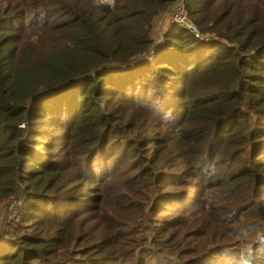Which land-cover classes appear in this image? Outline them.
<instances>
[{
    "label": "trees",
    "instance_id": "1",
    "mask_svg": "<svg viewBox=\"0 0 264 264\" xmlns=\"http://www.w3.org/2000/svg\"><path fill=\"white\" fill-rule=\"evenodd\" d=\"M177 1L0 0V210L24 192L0 264H160L92 218L141 184L173 194L160 184L178 175L208 194L249 187L238 214L257 209L245 236L264 245V0H180L199 35L171 24L156 46Z\"/></svg>",
    "mask_w": 264,
    "mask_h": 264
},
{
    "label": "rangeland",
    "instance_id": "2",
    "mask_svg": "<svg viewBox=\"0 0 264 264\" xmlns=\"http://www.w3.org/2000/svg\"><path fill=\"white\" fill-rule=\"evenodd\" d=\"M167 23H170L169 19ZM185 23L193 30H191L193 34L197 33L198 29L192 22L185 19ZM161 27L162 23L157 24L156 40L164 38L162 31L165 25ZM208 40L203 39L204 42ZM132 79V73L123 72L120 77L113 78L112 81L114 84L121 83L126 88L125 83ZM178 89L177 87L175 91ZM142 96V93H137V96H129V99L139 102ZM119 97V99H125L122 96ZM121 105L125 107L123 103ZM167 106L175 105L170 101ZM106 107L107 105L104 106L105 109ZM234 169L235 167L230 171L233 172ZM181 177L178 175L160 184L168 189H178L173 194H155L152 199H148L146 195L151 193L149 187L141 184L137 195L126 194L121 201H111L109 208L105 203L98 202L94 218H92L101 223L97 231L106 233L108 228L112 227L114 233H117L121 231V225H124L131 240L136 241L144 237L147 245L159 248L167 255L156 258L155 263L160 264L179 263L180 258L186 262L197 261L196 264H264V245L255 247L254 252L250 251L252 243L261 237V234L245 236L246 233L250 234L261 227L258 226L257 209L251 210L249 214L246 212L238 214L240 206L237 205L242 203L240 198L251 196L250 188L242 186L239 190L225 191L220 195L215 192L208 194L202 186L195 184L196 182L183 184L178 180ZM100 189H103V186L92 191L94 198L103 199ZM226 193L234 194L235 198L224 201L222 197ZM23 202L24 192L16 199L15 204L20 208ZM149 202L153 203V207H149ZM18 207L10 206L0 210V231L1 228L4 230L7 228V222L17 217L19 210L16 208ZM230 211L233 212L230 213ZM73 212L77 214L79 210L73 209ZM79 226L80 222L77 221L75 227ZM233 229L236 233L234 241L225 240L224 233ZM152 259H146L143 263ZM116 261L131 263L129 259L125 261L121 257H117Z\"/></svg>",
    "mask_w": 264,
    "mask_h": 264
},
{
    "label": "built area",
    "instance_id": "3",
    "mask_svg": "<svg viewBox=\"0 0 264 264\" xmlns=\"http://www.w3.org/2000/svg\"><path fill=\"white\" fill-rule=\"evenodd\" d=\"M177 2H178V4L177 5H174V7L171 9L170 13L166 15V19L162 20V22H161L162 25H164L165 23H167V20L169 19L170 24H178L181 27H184V28H186L188 30H192V29H190V27L188 26V24L185 23V19H187V18H186V14H185V11H184L183 4L179 0ZM196 35H199V31L198 30H197ZM156 43H157V40H156ZM13 207H18V205L15 204V202H14Z\"/></svg>",
    "mask_w": 264,
    "mask_h": 264
},
{
    "label": "crops",
    "instance_id": "4",
    "mask_svg": "<svg viewBox=\"0 0 264 264\" xmlns=\"http://www.w3.org/2000/svg\"><path fill=\"white\" fill-rule=\"evenodd\" d=\"M170 26H171L170 23L165 24V27L163 28V31H162V35H163V36L168 32ZM159 32H160V30H159ZM156 37H157V36H156ZM163 40H164L163 38H161V40H157L156 45H157V44L159 45L160 43H162Z\"/></svg>",
    "mask_w": 264,
    "mask_h": 264
},
{
    "label": "water",
    "instance_id": "5",
    "mask_svg": "<svg viewBox=\"0 0 264 264\" xmlns=\"http://www.w3.org/2000/svg\"><path fill=\"white\" fill-rule=\"evenodd\" d=\"M6 215H7V213H6ZM2 231H3V229L0 231V234H1Z\"/></svg>",
    "mask_w": 264,
    "mask_h": 264
}]
</instances>
